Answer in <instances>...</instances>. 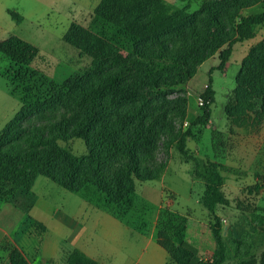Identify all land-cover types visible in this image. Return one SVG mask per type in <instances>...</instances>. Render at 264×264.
Here are the masks:
<instances>
[{
	"label": "rangeland",
	"instance_id": "obj_1",
	"mask_svg": "<svg viewBox=\"0 0 264 264\" xmlns=\"http://www.w3.org/2000/svg\"><path fill=\"white\" fill-rule=\"evenodd\" d=\"M99 1L0 0V41L17 35L39 48L21 74L0 54V132L22 98L33 106L2 150L21 153L55 140L86 157V142L70 133L92 108L98 120L90 140L118 139L130 147L125 156L87 161L75 176L76 191L43 176H36L29 190L14 189L0 208V264H9L8 245L22 250L30 264H63L74 249L101 264H178L157 243L164 208L186 217L184 240L197 257H212V215L199 203L203 181L177 144L201 113L200 95L209 80L215 91L209 123L193 127L187 150L221 165L230 200L216 209L223 225L253 223L263 213L264 105L248 85L238 98L236 78L244 59L264 42V25L234 43L224 68L216 67L220 52L237 36L240 17L264 11V0H144L96 28L91 23ZM160 1L173 9L171 19L146 32L144 22ZM73 22L95 35L91 46L80 49L63 40ZM132 22L136 26L129 29ZM63 133L65 139L57 138ZM95 146V157L102 155V145ZM96 171L117 181L118 196L129 198V204L110 206L93 192L88 179ZM66 175L60 162L55 176ZM11 187L0 177V189Z\"/></svg>",
	"mask_w": 264,
	"mask_h": 264
},
{
	"label": "trees",
	"instance_id": "obj_2",
	"mask_svg": "<svg viewBox=\"0 0 264 264\" xmlns=\"http://www.w3.org/2000/svg\"><path fill=\"white\" fill-rule=\"evenodd\" d=\"M144 0H100L94 9L92 27H101L113 22L117 18L127 14L132 9H137ZM158 11L147 17L143 29L146 32L152 31L157 26L171 19L172 8L160 1ZM158 13V14H157ZM13 16H16L14 13ZM18 17V16H17ZM19 19V18H18ZM129 29L136 26L135 22L128 23ZM264 25V11L250 13L240 17L235 27L236 37L229 41L227 47L219 54V64L216 69L224 68L226 61L232 52L233 44L242 42L252 37V29L256 26ZM63 40L80 49H85L95 42V35L88 28L73 22L63 35ZM112 55L113 52H109ZM0 54L19 66V74L25 67L30 66L38 57L39 48L17 35H10L0 41ZM135 60H130V62ZM213 69H211L212 71ZM155 79V78H153ZM150 79L149 82H156L159 79ZM114 76L108 79V85L114 82ZM236 95L242 87L248 85L252 90H256V97L264 105V42L260 47H255L250 55L244 59L236 78ZM201 113L197 115L188 125L185 131L178 138V151L186 162L194 165V174L203 181V192L199 203L212 215V222L209 228L212 233L215 248L212 257L203 260L196 255V250L184 240L187 219L185 216L164 208L160 213L158 222L157 243L167 252L171 260L178 264H264V209L262 214H256L253 223L223 225L222 219L216 214L218 206H229L230 200L226 196L223 186L224 177L221 174V165L210 160L202 161L200 158L191 155L186 147V139L193 136V127H204L208 125L210 119V106L215 99L211 80L206 85L200 95ZM23 104L14 117L6 124L0 132V177L7 179L11 188L0 189V208L7 199L12 196L14 189H31L36 176H43L55 180L62 188L73 192L76 191L74 185L77 172L86 165L87 161H99L104 158H115L116 153L120 156L128 154L130 147L125 142L118 139H104L102 142L90 140L94 125L98 120V113L92 108L80 124L71 130L70 136L85 141L89 154L77 156L68 148L60 146L55 140L48 147L31 149L25 152H12L2 150L1 145L9 142L12 137L15 124L24 116L31 113L33 106L27 104L25 99H21ZM105 136V134H104ZM213 136L217 134L213 132ZM57 138L65 139L66 135L58 134ZM96 144H101L104 151L102 155L95 157ZM101 159V160H102ZM63 163L67 170V175L63 177L55 176V168L59 163ZM93 192L105 196L107 204L121 207L129 204V198L118 196L114 188L113 179L103 176L102 171H96L88 179ZM261 184L256 183L255 189L259 190ZM91 190V191H92ZM128 200V201H126ZM129 206V205H128ZM257 210V209H256ZM251 213H254L253 211ZM258 251V249H260ZM8 251L9 264H30L22 250L13 245L6 247ZM63 264H101L78 249L72 250Z\"/></svg>",
	"mask_w": 264,
	"mask_h": 264
},
{
	"label": "crops",
	"instance_id": "obj_3",
	"mask_svg": "<svg viewBox=\"0 0 264 264\" xmlns=\"http://www.w3.org/2000/svg\"><path fill=\"white\" fill-rule=\"evenodd\" d=\"M88 230L86 229V231L85 232H87ZM85 235H87V233H85ZM88 237V236H87ZM87 254H88V252H87ZM88 255H90V254H88ZM93 258H95V259H97V260H99V261H101L100 260V258H99V256H92Z\"/></svg>",
	"mask_w": 264,
	"mask_h": 264
}]
</instances>
